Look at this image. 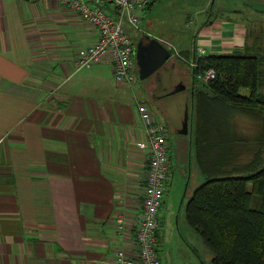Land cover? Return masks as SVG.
<instances>
[{
  "label": "crops",
  "instance_id": "1",
  "mask_svg": "<svg viewBox=\"0 0 264 264\" xmlns=\"http://www.w3.org/2000/svg\"><path fill=\"white\" fill-rule=\"evenodd\" d=\"M181 33L155 38L176 41L191 78L196 57L230 54L249 42L248 28L230 18H207L188 38ZM98 39L99 30L60 0H0V264H106L118 250L136 251L150 159L137 144L145 139L137 103L151 105L117 82L111 58L74 71L77 50ZM165 75L139 83L169 141L158 250L163 264H213L186 215L180 237L161 212L209 179L264 165V107L229 103L196 79L188 133H179L184 101L173 100L175 82L166 86ZM233 138L245 143L233 145ZM117 214L125 220L120 233Z\"/></svg>",
  "mask_w": 264,
  "mask_h": 264
},
{
  "label": "trees",
  "instance_id": "2",
  "mask_svg": "<svg viewBox=\"0 0 264 264\" xmlns=\"http://www.w3.org/2000/svg\"><path fill=\"white\" fill-rule=\"evenodd\" d=\"M248 38L242 50L198 57L192 79L214 68L215 78L203 80L204 87L229 103L264 107V43L252 32ZM185 215L212 252L213 264H264V165L248 175L201 183L187 200Z\"/></svg>",
  "mask_w": 264,
  "mask_h": 264
},
{
  "label": "built area",
  "instance_id": "3",
  "mask_svg": "<svg viewBox=\"0 0 264 264\" xmlns=\"http://www.w3.org/2000/svg\"><path fill=\"white\" fill-rule=\"evenodd\" d=\"M80 17L99 30V39L95 43L80 47L74 58V71L89 68L107 58L113 60V74L117 82L133 86L136 76V46L126 31L125 23L139 27L143 13L152 0H60ZM115 7L116 16L105 9L104 5ZM200 50L203 51L202 48ZM205 55L199 56L203 57ZM197 58L190 62L193 72L197 67ZM216 70L209 68L197 73V78L208 81L216 76ZM137 111L142 121L145 139L137 144L142 149H149L150 159L146 190L142 202V214L136 234V251L127 254L118 250L106 264H163L158 250L160 229V210L165 199L170 170L169 141L166 124L144 103H137ZM118 232L125 228L124 216L114 217Z\"/></svg>",
  "mask_w": 264,
  "mask_h": 264
},
{
  "label": "rangeland",
  "instance_id": "4",
  "mask_svg": "<svg viewBox=\"0 0 264 264\" xmlns=\"http://www.w3.org/2000/svg\"><path fill=\"white\" fill-rule=\"evenodd\" d=\"M150 6L151 9L143 14L141 20V22H143L142 25L144 24L147 29L144 35L150 33L154 35L152 37H157L156 35H164L168 37L174 32L182 31L181 34L188 38L189 32L192 31L200 22L206 20L207 18L218 20L222 17L230 18L237 23H241L248 28V33L252 32V34H256V36L261 38L262 43H264V0H155L150 4ZM110 12L115 16L117 15L115 10H111ZM140 25L137 28L128 22L125 23L126 31L132 37L135 46L138 44V40L144 37V35L142 36L143 32H141L142 29H140ZM162 43L170 47L175 45V48L172 47L173 55L168 63L171 64V60L174 58V62H176L178 70L176 67L170 66L169 71L162 73L168 74L163 76L162 80L166 86L170 85L172 81L175 82V86L180 82H183L186 85L184 90L176 93L175 97H173V100L182 99L184 101L182 105L184 107L183 115H185L188 107L187 98L190 95L194 82L190 76L187 66L176 56V52L178 50L176 41H174L171 45L167 42ZM135 71L137 79L133 85L134 91H136V93L141 92V99L149 103L152 108H155V101H153L152 98L146 97V95H150V93L147 92L146 87H142V85L139 86V83L142 84L145 81L140 76L138 65L136 66ZM188 113L191 114L190 109ZM240 143H245V140L233 138V145ZM186 203V200L184 203H182L181 200H176L172 203V205L165 208L161 212L163 220L166 221V223L164 222V225H166L167 229L170 232H176V234L180 237L181 235L179 233L180 230L178 226L180 223L181 231H183L182 226L185 224L184 218ZM176 242H174V252L179 253L180 250ZM160 255L164 261L163 253L160 252Z\"/></svg>",
  "mask_w": 264,
  "mask_h": 264
},
{
  "label": "water",
  "instance_id": "5",
  "mask_svg": "<svg viewBox=\"0 0 264 264\" xmlns=\"http://www.w3.org/2000/svg\"><path fill=\"white\" fill-rule=\"evenodd\" d=\"M172 55L170 47L157 38L151 35H145L140 38L136 47V59L141 78H146L154 73L162 74L165 71H169L172 63L169 64L168 61L171 59ZM185 88L186 85L180 82L171 93L180 92ZM188 119L189 113L187 109L184 115L183 127L179 133H188Z\"/></svg>",
  "mask_w": 264,
  "mask_h": 264
},
{
  "label": "flooded vegetation",
  "instance_id": "6",
  "mask_svg": "<svg viewBox=\"0 0 264 264\" xmlns=\"http://www.w3.org/2000/svg\"><path fill=\"white\" fill-rule=\"evenodd\" d=\"M139 41V40H138ZM136 47H137V44H136ZM137 60V59H136Z\"/></svg>",
  "mask_w": 264,
  "mask_h": 264
}]
</instances>
